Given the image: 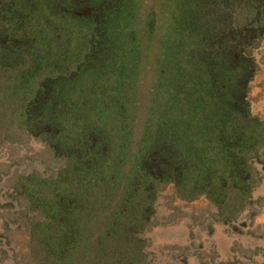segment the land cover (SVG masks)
<instances>
[{
  "label": "trees",
  "instance_id": "trees-1",
  "mask_svg": "<svg viewBox=\"0 0 264 264\" xmlns=\"http://www.w3.org/2000/svg\"><path fill=\"white\" fill-rule=\"evenodd\" d=\"M262 34L264 0H0V137L58 161L17 186L26 263L152 264L170 184L244 208Z\"/></svg>",
  "mask_w": 264,
  "mask_h": 264
},
{
  "label": "rangeland",
  "instance_id": "rangeland-1",
  "mask_svg": "<svg viewBox=\"0 0 264 264\" xmlns=\"http://www.w3.org/2000/svg\"><path fill=\"white\" fill-rule=\"evenodd\" d=\"M257 73L251 82L254 115L264 122V34L254 47ZM253 171L251 196L242 209L222 207L207 196L187 200L168 185L157 202L156 225L149 232L152 264H264V138ZM58 161L32 137L24 143L0 137V264H27L29 233L21 178L50 174ZM17 189V190H16Z\"/></svg>",
  "mask_w": 264,
  "mask_h": 264
}]
</instances>
